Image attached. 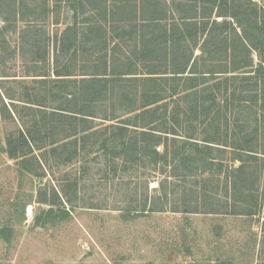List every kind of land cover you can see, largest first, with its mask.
<instances>
[{"label":"trees","instance_id":"obj_1","mask_svg":"<svg viewBox=\"0 0 264 264\" xmlns=\"http://www.w3.org/2000/svg\"><path fill=\"white\" fill-rule=\"evenodd\" d=\"M63 4L71 22L52 38L39 23ZM0 20V45L19 22L28 23L20 56L28 76L42 69L33 81L44 94L37 101L26 95V116L17 110L16 91L0 94L3 117L16 121L9 106L19 114L6 153L21 159L23 169L33 156L44 164L50 154L69 166L97 151L115 174L170 166L171 177L186 183L213 171L216 153L228 148L241 165L227 175L226 194L236 204L253 197L246 163L257 160L253 149L264 131V15L255 6L243 0H54L53 6L0 0ZM81 55L91 59L75 75L69 64ZM217 77L225 78L213 82ZM108 103L110 115L99 117ZM78 185L76 179L74 190ZM174 205V212L197 211L191 202ZM164 209L146 200L128 217Z\"/></svg>","mask_w":264,"mask_h":264},{"label":"rangeland","instance_id":"obj_2","mask_svg":"<svg viewBox=\"0 0 264 264\" xmlns=\"http://www.w3.org/2000/svg\"><path fill=\"white\" fill-rule=\"evenodd\" d=\"M49 2L54 5V0ZM243 2L264 15V0ZM70 22L71 13L63 4L39 24L53 38ZM27 24L19 22L0 45V94L16 91L17 110L23 116L29 114L23 102L26 95L37 101V94H44L33 81L42 69L28 76V66L20 56ZM3 25L0 20V28ZM90 59L81 55L69 64L70 70L82 74ZM115 103L120 105L118 100ZM1 108L0 103V264H264V131L253 149L257 160L246 163L252 172L248 189L253 197L236 204L224 189L230 170L241 165L231 149L216 153L219 163L213 171L186 183L171 177L170 166L115 174L97 151L69 166L57 164L50 154L44 156L48 160L44 164L33 156L25 170L21 159H11L6 153L7 135L20 128L19 114L9 106L14 122L7 114V119L3 117ZM110 112L108 103L98 109V116ZM227 115L233 120L230 112ZM76 179L77 191L72 187ZM146 200L148 204L156 200L165 211L129 218L130 211L141 209ZM185 201L197 211H173L175 203ZM212 207L222 213H207Z\"/></svg>","mask_w":264,"mask_h":264}]
</instances>
